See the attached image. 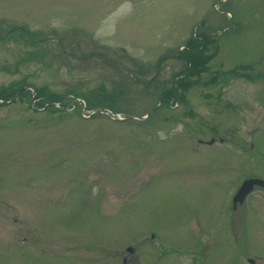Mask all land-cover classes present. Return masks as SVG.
Instances as JSON below:
<instances>
[{
    "label": "rangeland",
    "instance_id": "rangeland-1",
    "mask_svg": "<svg viewBox=\"0 0 264 264\" xmlns=\"http://www.w3.org/2000/svg\"><path fill=\"white\" fill-rule=\"evenodd\" d=\"M15 23L47 35L0 41V86L94 106L0 105V264H264L257 213L230 232L231 193L264 176V0H0Z\"/></svg>",
    "mask_w": 264,
    "mask_h": 264
},
{
    "label": "trees",
    "instance_id": "trees-1",
    "mask_svg": "<svg viewBox=\"0 0 264 264\" xmlns=\"http://www.w3.org/2000/svg\"><path fill=\"white\" fill-rule=\"evenodd\" d=\"M3 27V28H1ZM38 30H32L30 28H28L26 25L23 24H10L9 26H2L0 24V41L5 40L6 38H16V36L25 38L28 40V42H35L38 43L37 40H42V37L47 35V34H40L38 35L37 32ZM52 33H56L54 30L52 31ZM49 37V36H48ZM190 39V38H189ZM198 42V41H197ZM207 42H208V37L207 35H204L202 37V40H200L198 43L196 44H191L189 43V41H187V47L189 46V49H187L186 51H191V50H195L196 53H199V60L200 62H197L198 59H192L191 57H188L187 52L186 54L183 55V53H185V50L183 52V50L179 51L180 56L183 55L184 58L188 59V65L185 66L184 69H182V72L186 71V76H188L189 73H195L197 71L204 70L206 65L204 64V62H207V60L212 58V54H207L204 51L207 48ZM58 46L61 48L62 46H60V41H58ZM194 48V49H193ZM204 50V51H202ZM31 56H36L34 51H30ZM185 70V71H183ZM180 73V72H179ZM182 78V77H181ZM178 79V86L173 85V88L168 91V93H162V97H169L171 96L172 93H175V95L173 96H177L178 92H179V88L183 87V83H182V79ZM32 86L36 93H35V101L33 103V107L37 108L38 106H42L44 108L47 109H54V110H58L61 108H64L65 105L68 106V104L71 102V97H68L67 94L72 93L75 96H79L83 99H85L86 101V105L88 108H93V103L91 102V100L89 98H87V96L82 93V92H75V91H69L66 90L63 93L59 94V93H55V92H45L43 91L40 87L34 85L31 82H28L24 79H22L21 81H13L7 85H2L0 86V99H2V101H0V105H4L8 99H10L11 97H13L15 94H18L20 97L24 96V97H28L29 95L31 96V90L29 88H27V86ZM26 86V87H25ZM175 86V87H174ZM45 96V97H44ZM67 96V97H66ZM44 97L45 100H42L41 98ZM29 100L31 101V98H29ZM53 101H60V105L59 106H55L52 104ZM104 101H108L107 98H103V100L95 105V106H109V108H111L113 111H115V108L111 107L110 103H104ZM168 101H170L168 99ZM45 102H47V104H45ZM79 105L77 102H74V107L76 109H79Z\"/></svg>",
    "mask_w": 264,
    "mask_h": 264
},
{
    "label": "flooded vegetation",
    "instance_id": "flooded-vegetation-1",
    "mask_svg": "<svg viewBox=\"0 0 264 264\" xmlns=\"http://www.w3.org/2000/svg\"><path fill=\"white\" fill-rule=\"evenodd\" d=\"M249 177H257V178L264 179V176L255 175L254 173L251 175H247L244 179L249 178ZM235 194H236V191L233 194L231 193L230 195L231 196L230 210L236 212L237 209L240 207L241 213L239 216H236V215H233L232 212L230 211V214H231L230 215V228H232L233 222L239 223L238 229L235 231H230V232L234 233L236 238H239L237 237V234H240V237L243 239V236L248 234V231H250L249 225H248V223L250 222L247 219V215H246L247 213L249 212L257 213L258 217L262 219L261 224L264 225V184L254 183L253 186L245 193V195L243 196V199L241 201H237L236 203L233 201ZM251 234H253L254 237H257L259 234H264V228L262 227L261 229L259 226H256L255 228H253V231L251 232ZM212 246H213L212 244H209L206 247V249L207 248L210 249ZM129 251H133V248ZM206 253H208V250L207 252H205L203 248H201V251L198 252L197 255L195 254L193 256L194 261L192 262V264H204ZM207 255H209V253ZM257 257L258 258L256 259L258 260L261 259V256H257ZM246 258L250 263L256 262L255 258H253L252 256H247ZM123 261L124 262L126 261L125 257H123Z\"/></svg>",
    "mask_w": 264,
    "mask_h": 264
},
{
    "label": "water",
    "instance_id": "water-1",
    "mask_svg": "<svg viewBox=\"0 0 264 264\" xmlns=\"http://www.w3.org/2000/svg\"><path fill=\"white\" fill-rule=\"evenodd\" d=\"M97 111L105 112L108 111L106 107L104 108H98ZM213 139H210L209 142H212ZM254 183H261L264 184V179L257 178V177H249L242 181L240 187L237 189L236 194L233 198V201L236 203L237 201H241L243 199V196L245 193L253 186ZM132 248L128 246V250H131Z\"/></svg>",
    "mask_w": 264,
    "mask_h": 264
},
{
    "label": "bare ground",
    "instance_id": "bare-ground-1",
    "mask_svg": "<svg viewBox=\"0 0 264 264\" xmlns=\"http://www.w3.org/2000/svg\"><path fill=\"white\" fill-rule=\"evenodd\" d=\"M183 49V48H182Z\"/></svg>",
    "mask_w": 264,
    "mask_h": 264
}]
</instances>
